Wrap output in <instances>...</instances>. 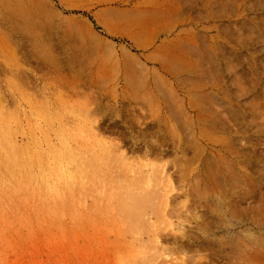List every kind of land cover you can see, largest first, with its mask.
<instances>
[{"label": "rangeland", "instance_id": "rangeland-1", "mask_svg": "<svg viewBox=\"0 0 264 264\" xmlns=\"http://www.w3.org/2000/svg\"><path fill=\"white\" fill-rule=\"evenodd\" d=\"M119 241L264 264V0H0V264Z\"/></svg>", "mask_w": 264, "mask_h": 264}, {"label": "bare ground", "instance_id": "bare-ground-1", "mask_svg": "<svg viewBox=\"0 0 264 264\" xmlns=\"http://www.w3.org/2000/svg\"><path fill=\"white\" fill-rule=\"evenodd\" d=\"M144 153H146V151ZM164 175L166 176V174H164ZM224 214H225V217H227L228 211L224 212ZM241 225L244 226L245 224L242 223ZM241 225H239V226H241ZM206 228H207V232H206L207 236L202 238V239L206 240V242H204L203 244L216 246V247L222 249V252L228 257V261H230L231 258L229 256V254L227 253V251L224 249V246L229 245L234 250L233 241L237 240V238L239 237V233L235 235V236H237V238L230 237L229 235H230V233H232V231H231L232 226L230 224H225V223H221L220 225H217V226H214V225L211 226L210 225ZM180 231H181V229L179 230V232ZM244 231H245V229L242 230V232H244ZM186 234H188V233H186ZM186 234H185V236H186ZM215 236H220L223 238L217 240L214 238ZM223 239H225V240H223ZM196 240H198V239H196ZM174 242H176L175 239H174ZM243 243H245V242L243 241V242L239 243V246L236 248V250L238 249V251H239L240 248H243V249H241V252H240V253H242V258L240 260L243 264H245V251H244V244ZM113 254L115 255L113 264H147L145 261L142 262L139 260L140 256H142L143 252L141 249L139 250L136 248V244L133 241H128V242L119 241V243L117 245V250H114ZM110 263L111 262H109V264ZM155 264H156V262H155Z\"/></svg>", "mask_w": 264, "mask_h": 264}]
</instances>
